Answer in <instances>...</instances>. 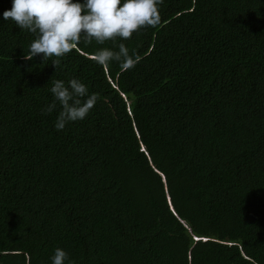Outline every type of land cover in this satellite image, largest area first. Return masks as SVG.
<instances>
[{"label":"trees","instance_id":"1","mask_svg":"<svg viewBox=\"0 0 264 264\" xmlns=\"http://www.w3.org/2000/svg\"><path fill=\"white\" fill-rule=\"evenodd\" d=\"M11 7L0 264H51L57 247L75 264H264V0H162L159 25L122 41L129 70L92 60L119 38L81 41L57 69L25 60L34 36L3 20ZM73 77L101 100L57 131L50 79Z\"/></svg>","mask_w":264,"mask_h":264},{"label":"clouds","instance_id":"2","mask_svg":"<svg viewBox=\"0 0 264 264\" xmlns=\"http://www.w3.org/2000/svg\"><path fill=\"white\" fill-rule=\"evenodd\" d=\"M11 3V9L2 14L3 20L11 19L17 28L34 36L24 53L25 60L39 56L44 63L51 58L57 69L61 58L77 49L81 41L104 45L107 41L116 44L119 38L121 42L115 48L95 50L92 60L103 68L111 69L115 64L129 70L135 67L139 57L122 41L143 28L159 25L162 0H11ZM50 81L52 100L42 108L41 114L57 112L54 123L57 131L70 122L83 121L101 100L99 93L90 92L88 85L77 77L66 82L52 78ZM49 259L51 264H75L60 247L54 249Z\"/></svg>","mask_w":264,"mask_h":264},{"label":"water","instance_id":"3","mask_svg":"<svg viewBox=\"0 0 264 264\" xmlns=\"http://www.w3.org/2000/svg\"><path fill=\"white\" fill-rule=\"evenodd\" d=\"M197 240V239H196Z\"/></svg>","mask_w":264,"mask_h":264}]
</instances>
